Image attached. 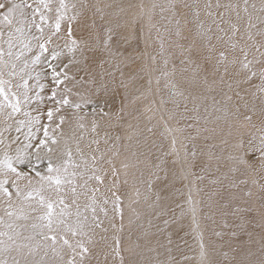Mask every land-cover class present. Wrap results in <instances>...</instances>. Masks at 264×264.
I'll list each match as a JSON object with an SVG mask.
<instances>
[{"label": "snow or ice", "instance_id": "1", "mask_svg": "<svg viewBox=\"0 0 264 264\" xmlns=\"http://www.w3.org/2000/svg\"><path fill=\"white\" fill-rule=\"evenodd\" d=\"M0 264H264V0H0Z\"/></svg>", "mask_w": 264, "mask_h": 264}]
</instances>
